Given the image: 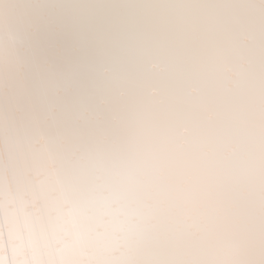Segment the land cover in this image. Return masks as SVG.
Wrapping results in <instances>:
<instances>
[{"label": "snow or ice", "instance_id": "6c2138e0", "mask_svg": "<svg viewBox=\"0 0 264 264\" xmlns=\"http://www.w3.org/2000/svg\"><path fill=\"white\" fill-rule=\"evenodd\" d=\"M180 7L193 29L217 12ZM151 20L0 0V264H264V82L217 136L78 94L75 55L130 47Z\"/></svg>", "mask_w": 264, "mask_h": 264}, {"label": "clouds", "instance_id": "9594fccd", "mask_svg": "<svg viewBox=\"0 0 264 264\" xmlns=\"http://www.w3.org/2000/svg\"><path fill=\"white\" fill-rule=\"evenodd\" d=\"M42 2L100 10L140 6L152 18L137 28L132 46H92L74 57L78 94L105 118L118 100L128 108L151 106L164 121H174L181 135L196 130L225 135L234 130L232 114L250 103L264 82V0ZM180 6H216L217 12L197 15L193 29L188 11ZM180 18L189 23L178 25ZM4 50L0 33V72ZM132 59L139 65L135 76L128 71Z\"/></svg>", "mask_w": 264, "mask_h": 264}, {"label": "bare ground", "instance_id": "6f19581e", "mask_svg": "<svg viewBox=\"0 0 264 264\" xmlns=\"http://www.w3.org/2000/svg\"><path fill=\"white\" fill-rule=\"evenodd\" d=\"M128 71L130 75H137L139 73V65L135 59H132L129 63Z\"/></svg>", "mask_w": 264, "mask_h": 264}]
</instances>
